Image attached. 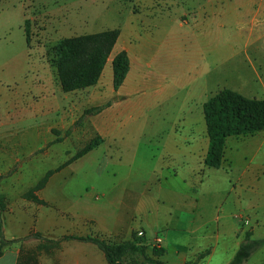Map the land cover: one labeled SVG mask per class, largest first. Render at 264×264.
<instances>
[{"label":"crops","instance_id":"1","mask_svg":"<svg viewBox=\"0 0 264 264\" xmlns=\"http://www.w3.org/2000/svg\"><path fill=\"white\" fill-rule=\"evenodd\" d=\"M134 1L138 10L115 28L119 36L98 83L67 93H81L82 102L93 107L111 101L84 121L102 143L59 175L75 169L93 174L99 161L104 163L113 150L121 152L118 144H131L133 139L124 140L121 132L142 119L138 127L144 134L148 126L147 138L133 140V157L138 146L148 151L140 161L149 167L151 190H142L141 182L129 177L105 176L84 197L60 205L76 220L79 233L74 236L94 237L95 226L112 240L143 233L147 245L162 239V256L146 253L162 264H229L245 233L264 238V216L258 212L264 203L253 195L264 184V131L227 138L221 167L207 168L203 105L223 89L264 100V0H197L196 8L171 20L164 12L177 0ZM161 5L163 10L155 9ZM163 17L165 24L159 25ZM122 51L129 71L114 91L111 63ZM13 127L0 121V194L15 181L10 175L22 151L16 146L29 145L28 139L15 142ZM210 177L216 186L224 183V197L201 192ZM27 205L18 200L1 214L4 239L16 242L3 250L0 264H106L92 244L63 236L48 243L43 235L35 238L44 226L34 222L36 210ZM244 264H264V246Z\"/></svg>","mask_w":264,"mask_h":264},{"label":"rangeland","instance_id":"2","mask_svg":"<svg viewBox=\"0 0 264 264\" xmlns=\"http://www.w3.org/2000/svg\"><path fill=\"white\" fill-rule=\"evenodd\" d=\"M176 3L175 7L167 8L164 12V15L167 13L170 16L167 17L169 20L180 13L192 11L198 1L177 0ZM164 8L161 5L155 9ZM136 10L138 8L134 0H0V121L14 125L12 131L15 142L29 140L28 149L26 143L22 147L19 144L16 146L19 151L22 148V151L10 175L15 181L2 188L0 204L4 210L7 205L16 204L18 200L26 201L28 209L33 205L36 210L34 222L38 219L44 226L38 235L45 236L47 243L79 233V228L75 226L76 220L60 203L65 205L71 200L84 197L92 191L91 187L102 183L104 179L100 180L99 177L108 176L116 181L129 177L131 181H140L142 190L148 186L149 167L141 162V157L149 154L148 151L138 146L136 157H133L134 149L137 148L133 140L147 138L148 126L144 134L140 133L138 127L144 125L142 122L145 120L141 119L126 126L121 132L124 140L133 139L131 144L124 146L123 143L122 147L118 144L121 152L113 150L104 163L99 161L93 168V174L87 170L89 173L84 176L86 171L79 173L75 169L76 172L71 175L68 171L59 175L60 170L71 167L69 164L54 172L44 188L35 189L47 172L59 168L92 139L99 137L85 123L67 133L83 111L93 106L82 102L81 93L67 94L60 90L53 62L57 41L118 28ZM25 20L28 21V46L24 34ZM164 24L163 17V20L159 19V25ZM260 179L262 181L264 177ZM224 186L223 182L216 186L210 177L205 180L201 192L208 196L218 194L222 198L225 196V192H222ZM147 190L150 191L151 186ZM216 190L219 193H215ZM27 194L42 203L26 199ZM253 195L254 201L264 203V184L255 188ZM258 212L264 216V208ZM56 221L58 227L54 228ZM92 234L110 243L122 241L103 238L96 226ZM136 235L144 237V234ZM154 239L148 244L150 248L153 247ZM124 264L141 262L137 258H129Z\"/></svg>","mask_w":264,"mask_h":264},{"label":"trees","instance_id":"3","mask_svg":"<svg viewBox=\"0 0 264 264\" xmlns=\"http://www.w3.org/2000/svg\"><path fill=\"white\" fill-rule=\"evenodd\" d=\"M28 21H24L26 45H29L27 34ZM119 30L111 29L94 34H85L63 38L57 41L54 48V68L63 93L83 90L96 85L101 77L105 64L118 39ZM112 87L114 91L123 84L129 71V59L126 52L115 55L111 63ZM110 104L93 107L83 112L72 129L82 126L88 117L99 114ZM203 114L208 138V150L204 158L207 168L218 169L223 163L225 141L229 137H246L264 131V100L247 98L229 89H223L210 97L203 105ZM102 142L96 137L79 150L69 161L54 171L47 172L35 187L44 188L48 178L56 171L68 166L73 161L83 157ZM36 203H42L30 194L25 195ZM3 205L0 204V256L3 250L15 241H6L3 237L1 214ZM35 238L38 234L33 235ZM63 240H74L96 246L105 256L106 264H124L129 258H137L141 264H162L146 256L148 249L154 257L162 256L161 248H150L144 237L136 234L130 240L110 243L98 237L64 236ZM140 244V245H138ZM264 246L263 239H252L251 233L244 235L235 255L229 264H244L257 250Z\"/></svg>","mask_w":264,"mask_h":264},{"label":"built area","instance_id":"4","mask_svg":"<svg viewBox=\"0 0 264 264\" xmlns=\"http://www.w3.org/2000/svg\"><path fill=\"white\" fill-rule=\"evenodd\" d=\"M142 235H143L142 233H139V236H142ZM161 243H162V239L160 237H156L153 241V244L151 243L153 246L152 248H160Z\"/></svg>","mask_w":264,"mask_h":264}]
</instances>
